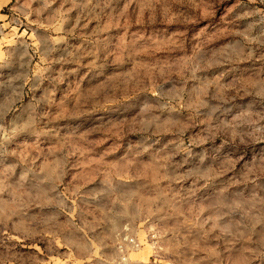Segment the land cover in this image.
Instances as JSON below:
<instances>
[{
    "label": "rangeland",
    "instance_id": "obj_1",
    "mask_svg": "<svg viewBox=\"0 0 264 264\" xmlns=\"http://www.w3.org/2000/svg\"><path fill=\"white\" fill-rule=\"evenodd\" d=\"M0 264H264V0H0Z\"/></svg>",
    "mask_w": 264,
    "mask_h": 264
},
{
    "label": "built area",
    "instance_id": "obj_2",
    "mask_svg": "<svg viewBox=\"0 0 264 264\" xmlns=\"http://www.w3.org/2000/svg\"><path fill=\"white\" fill-rule=\"evenodd\" d=\"M117 246L121 252L125 253L129 249H136L139 246V243L136 240H134L133 238H129L125 241L124 244L119 243Z\"/></svg>",
    "mask_w": 264,
    "mask_h": 264
}]
</instances>
